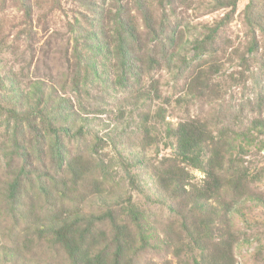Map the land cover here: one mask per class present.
<instances>
[{"label": "rangeland", "instance_id": "obj_1", "mask_svg": "<svg viewBox=\"0 0 264 264\" xmlns=\"http://www.w3.org/2000/svg\"><path fill=\"white\" fill-rule=\"evenodd\" d=\"M37 1L29 0L32 15L27 16L25 7L18 0H0L3 24L0 74L13 77V86L8 93L20 97L21 92L40 82L46 94L51 92L55 97L65 99L57 112H75L89 119L91 125L89 129L86 125L82 133L75 136L50 135L37 139L36 133L25 124L20 141L28 147V154L17 156L14 154V122L0 115V192L8 182L22 178L18 185L22 194L18 192L17 206L6 204L5 196L0 194V247L3 244L16 247L18 243L25 251L26 259H33V263L70 264L63 251L47 242L42 245L37 242L26 248L27 242L22 237L25 231H21V227L41 220L47 212L59 218L68 217L73 211L103 214L108 207L100 200V194L111 203L125 192L132 195L147 216L153 228L151 231L157 234L152 240L160 246L140 251L136 264H154L165 258L171 259L172 264H179V259L166 251L159 240L164 237V228L176 221L172 212L166 204L148 200L129 184L132 174L142 172L143 165L155 159L157 146L144 150L137 143L140 134L138 124L134 123L136 114H133L127 96L130 90L136 91L139 86L131 83L132 86L125 87L121 84L124 80L119 81L124 70L117 61L116 44L109 39L111 36L115 39L117 35L113 1L59 0V7H38ZM247 1H239L236 11L228 20L225 19L213 40L203 38L208 28L215 27L225 17L228 8L214 10L209 0H191L188 4L177 0L167 6L165 26L163 23L161 30V24L157 25L159 40H149L145 36L146 41L135 49L143 59L138 60L139 68L135 72L141 74L146 89L151 90V98L159 93L158 100H148L154 103H150L151 107L147 106V109L153 111L156 105L165 103L166 121L174 125L190 117L213 118L209 121L214 126H227L234 130L246 129L254 118L264 115V105L256 100L264 91V36L256 30L260 40L259 51L247 52L252 34L242 13ZM141 28L146 30L143 24ZM86 30L94 33L93 44L97 38L109 42V51L98 52L82 48L80 43L77 45L75 39H82ZM174 31L171 45L166 36ZM197 39H203L204 49L201 45L197 47ZM163 48L168 49L166 54L160 52ZM152 49L158 52L155 64L145 59ZM244 54L248 62L241 65ZM85 58H90L92 63L87 64ZM213 59L223 63L211 80V86L219 87L221 96L213 99L197 97L190 103L179 105L177 99L188 92L191 73L198 64L201 63L200 70ZM240 70L245 71L246 79H239ZM234 76L236 80L232 79ZM166 98L169 102L165 101ZM36 101L33 100L32 105ZM157 126H160L159 132L164 129L162 124ZM89 130H95L103 137L97 153L92 147L95 137ZM37 143L38 150H35ZM119 152L130 159L120 160ZM142 154L146 156L139 160ZM79 155L90 157L98 167L95 173H88L86 179L75 183L68 172V163ZM243 158L250 170L260 172L262 180L256 183L255 188L264 191V148L252 147ZM192 172L197 180L203 177L198 170ZM101 180L102 188L98 190ZM141 185L147 189L143 182ZM19 210L25 213V219L18 218ZM115 213H119L118 209ZM124 219L130 223L126 217ZM229 220L238 238L234 250L237 264H264V208L252 200H243L233 208ZM17 222L21 226L15 228ZM100 225V230L105 233L102 237L105 242L101 245L110 244L107 252L111 253L114 249L110 241L113 236L111 222L107 219ZM17 233L20 236L16 237ZM0 250L4 252L3 248ZM183 259L192 263V258L186 255Z\"/></svg>", "mask_w": 264, "mask_h": 264}, {"label": "trees", "instance_id": "obj_2", "mask_svg": "<svg viewBox=\"0 0 264 264\" xmlns=\"http://www.w3.org/2000/svg\"><path fill=\"white\" fill-rule=\"evenodd\" d=\"M18 1L25 7L26 15L31 16L32 7L29 0ZM112 1L115 8L114 30L117 35L116 40L114 36L109 39L116 44L117 61L119 67L124 70L119 81L124 80L126 83H123L124 81L120 83L125 87L130 86L131 83L139 86L136 91L130 90L127 96L128 104L132 105L133 114H136L134 123L138 124L140 134L137 143L144 150L150 146H157L155 159L148 160L147 165L144 164L141 168L142 172L132 174L129 184L134 190L143 193L148 200L166 204L172 212L176 221L164 228L162 239H157L161 241L166 251H170L179 259V264H189L183 259L184 255L192 258L190 264H237L234 250L238 238L233 233L229 216L233 213V208L243 200H252L264 208V191L255 188L256 183L262 180V176L259 171L250 170L243 158L252 147L264 148V115L254 118L246 129L234 130L227 126L221 128L214 126L209 121L213 118L190 117L174 125L166 121L165 103L156 105L153 111L147 109V106L151 107L150 103H154L148 100L154 98L158 100L159 93L151 98V90L146 89L141 74L135 72L139 68L138 60H143L135 49L146 41L145 36L149 40H159L156 36L157 25L161 24L162 30V24L164 23L165 26L167 19V6L177 0ZM178 1L188 4L191 0ZM209 1V5L214 10L229 9L215 27L208 28V33L203 38L213 40L225 19L228 20L236 11L240 0ZM36 5L59 7L60 3L59 0H38ZM242 13L244 22L252 32L247 52L256 53L260 48V40L255 31H259L264 36V0H248ZM1 19L0 35L3 34ZM139 20L145 26V31H142ZM86 31L82 39H75L77 45L80 43L82 48H91L98 52L105 49L109 51V42L97 38V42L93 44L91 41L94 33ZM175 33L176 31L170 32L166 36L171 45ZM202 40L197 39L195 43L197 47L201 45L204 49ZM151 51L152 53L145 59L155 64L154 58L158 52L157 49ZM160 52L166 54L168 49L163 48ZM241 59L243 61L241 65L248 62L245 54ZM84 60L87 64L92 63L90 58ZM222 65V61L213 59L208 66H203L199 70L201 63L198 64L196 70L191 73L188 92L178 98L177 103L179 105L190 103L197 97L213 99L221 96L219 87L211 86V80ZM262 69L264 70V66ZM238 74L241 76L239 79H246L245 71L240 70ZM232 79L237 78L234 76ZM11 86H13V77L0 74V115L14 122V154L17 156L28 154V147L20 141L21 135L25 132V124L36 133L37 139H44L45 136L50 135L71 137L82 133L86 125L88 129L90 128L89 119L80 117L75 112H57L60 111L65 99H62V96L55 97L51 92L46 94L40 82L30 86V90L21 92L20 97L18 94L14 96L8 93ZM35 99L37 101L32 105L31 102ZM256 100L260 105H264V91ZM165 101L169 102V99L166 98ZM62 113H66L65 116H62ZM157 124L164 126L161 132ZM90 132L95 137L92 147L97 153L103 137L95 130ZM38 145L37 143L35 150H38ZM118 155L120 160L130 159L120 152ZM142 155L139 160L146 156ZM97 167L98 163L90 157L79 155L69 161L68 172L75 183H78L86 179L88 173H95ZM193 170L200 171L203 177L197 180ZM19 181H22V178L8 182V186L3 188L2 193L0 192L5 196L6 204L14 205L11 207L18 205L19 193L22 194L21 187H18ZM102 182L103 180L99 184L100 187H97L98 190H101ZM141 182L146 185V190ZM41 188L44 190L43 187ZM153 194L155 198H152ZM99 198L108 207L103 214L73 211L72 215L59 218L47 212L41 220L32 221L28 226L21 227L20 230L25 231L22 232L24 242H27L25 247L28 248L37 242L40 245L47 242L48 245L63 251L70 264H136L135 259L140 251L148 247L160 248L156 240H152L156 239L157 234L151 231L153 228L147 216L133 200L132 195L122 192L111 203L105 200L102 194ZM116 209L119 211L117 214ZM18 213V218L25 219L24 212L19 210ZM124 217L132 226L124 222ZM107 219L110 220L113 229L110 241L114 249L111 253L107 252L110 244L101 245V242H105L102 238L105 233L100 230V224ZM20 226L21 224L17 222L14 227ZM18 236L20 235L17 233L16 237ZM1 248L4 252L0 250V264L34 262L33 259H26L25 251L18 243L16 247L3 244ZM172 263L171 259L165 258L154 264Z\"/></svg>", "mask_w": 264, "mask_h": 264}]
</instances>
